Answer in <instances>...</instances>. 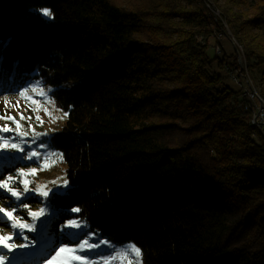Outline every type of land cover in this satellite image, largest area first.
<instances>
[{
    "label": "trees",
    "instance_id": "16d2710c",
    "mask_svg": "<svg viewBox=\"0 0 264 264\" xmlns=\"http://www.w3.org/2000/svg\"><path fill=\"white\" fill-rule=\"evenodd\" d=\"M230 36L264 99V0H0V95L39 80L67 113L44 139L66 162L58 222L143 264H264V129L226 81Z\"/></svg>",
    "mask_w": 264,
    "mask_h": 264
},
{
    "label": "rangeland",
    "instance_id": "374dc122",
    "mask_svg": "<svg viewBox=\"0 0 264 264\" xmlns=\"http://www.w3.org/2000/svg\"><path fill=\"white\" fill-rule=\"evenodd\" d=\"M115 1L126 7H134L145 4L147 0ZM220 41L222 42V49L226 52L224 60L230 62L232 68L225 71L228 75L226 81L230 86L238 89L240 85L232 75L237 76L240 71L246 69L245 64L241 69L239 63L240 56L244 62L241 47L233 36L229 38L220 37ZM236 46L239 48L240 56ZM215 50L216 52L220 51L221 46H216L215 41L212 40L208 49L210 55L214 56ZM235 58H238L240 68L235 64ZM238 78L244 85H247L244 76L239 75ZM37 81L39 80L28 82L16 93L0 95V116L6 114L15 116L20 123L19 129H17V125L11 120H0V128L7 124L13 129L7 133L0 132V143L6 141L18 143L24 149L21 152L19 149L9 147L0 148V153L3 154L0 155V181L13 177V180L9 181V187L21 193L19 197H12L7 189H0V208H4L6 212H13L15 209L12 218H9L6 213L0 212V221H5L0 222V236L9 237L6 243L14 246L9 252V249L0 244V254H8L12 264H48V261L52 260L54 256L55 260L52 264H86V261L101 260L105 264H143L142 256L136 257L135 254L128 253L126 249L121 251L124 246L135 244L120 245L106 239H97L93 233L88 232L86 221L83 219L72 218L58 222L59 212L57 209V214L52 216L53 209L48 207L49 196L57 188L60 189L59 193H65L69 183L68 186L64 185V181H68V179L66 162L63 155L61 157L62 153L50 148L44 139L50 138L61 129L67 116L54 102L51 96L52 87L44 85L41 81L37 84ZM251 85L258 90L255 82L252 81ZM25 88L28 91L26 96L22 97L20 92L24 91ZM20 113H23L25 117H31V119L20 120ZM21 132H27L28 135L20 136L19 133ZM41 141L44 143L41 144ZM32 151L38 155L33 156L30 160L28 154ZM9 153H15V155H9ZM20 156H23L24 159H19ZM32 169L36 171L32 172ZM24 181L28 182V193L24 192ZM44 192H48V196H44ZM25 196H29V198L25 200ZM31 213H35V215H31ZM69 221H77L79 225L85 227L86 234L81 235L80 228L69 225ZM13 224H16L15 228L12 227ZM24 224L29 225V227H23ZM85 240L89 243L99 240L107 241V244L102 245L101 248L104 254L102 256H87L84 260H76V256H83L85 251H89L86 246L84 249L78 248V244ZM72 241H76V243H72ZM21 244L26 245V247L20 248L19 245ZM135 247L137 246L135 245ZM61 248L72 249V251L60 252ZM111 248H115L116 251H107ZM58 252L59 255H57ZM118 252L120 255H117ZM13 253L15 254L14 259L12 258Z\"/></svg>",
    "mask_w": 264,
    "mask_h": 264
},
{
    "label": "snow or ice",
    "instance_id": "6c2138e0",
    "mask_svg": "<svg viewBox=\"0 0 264 264\" xmlns=\"http://www.w3.org/2000/svg\"><path fill=\"white\" fill-rule=\"evenodd\" d=\"M33 11H37V10L34 9ZM42 14L46 18H52V12L49 9H44L42 11ZM17 70H18V63L13 66V69H12L11 73H7V71L5 70V74L10 79H14L15 75L17 74ZM2 78L3 77H0V79H2ZM38 83H39V81H37V84ZM0 90H3V89H0ZM16 90H18V88ZM27 91H28V89L25 88L24 91L20 92V95L22 97L26 96ZM33 91H35V89H33ZM17 103H19V102H17ZM19 115H20V120L31 119V117H25L23 115V113H20ZM64 115L67 116V113H65ZM37 119H39V117H37ZM0 120H11L13 123H15L17 125V129H19V127H20V123H19V121H17L15 116H10V115L6 114L4 116H0ZM11 131H13V129H11L7 124L4 125L2 128H0V132L7 133V132H11ZM19 135L20 136H27L28 133L27 132H21V133H19ZM22 143H23V141H22ZM43 143H44V141H41V144H43ZM5 147H9V148H12V149H19L21 152L24 151V149L21 147V144H18V143H8L7 141L5 143H0V148H5ZM0 155H3V154L0 153ZM9 155H13L14 156L15 153H9ZM37 155H38V153H36L35 151H32V152H30L28 154V159L31 160L33 156H37ZM61 157H62V154H61ZM19 159L23 160L24 157L20 156ZM31 171L35 172L36 170L32 169ZM21 173H23V170H21ZM11 180H13V177H8V180H5V181H0V189H7V191L9 193H11L12 197H19L21 195V193L19 191L15 190V189L9 187V181H11ZM23 183H24V192L28 193L29 192V189L27 187V183L28 182L24 181ZM64 185L68 186V181L67 180L64 181ZM59 192H60L59 188H57L55 191H53V193H52L53 199L48 201V207H51L53 209L52 216H55L57 214L55 206H54V199H55L57 193H59ZM43 195L44 196H48V192H44ZM28 198H29V196H25L24 197L25 200L28 199ZM21 203H23V201H21ZM25 207H27V206L25 205ZM14 211H15V209H13V212ZM70 211L79 213L80 209L79 208H73ZM0 212L6 213V215L9 218L13 217V212H6V210L4 208H0ZM31 215H35V213H31ZM0 222H5V221H0ZM69 225H75L76 227L80 228L81 234L85 233V231H86V228L82 227L81 225H79L77 221H69ZM22 226L23 227H29V225H27V224H24ZM12 227L15 228L16 224H13ZM96 235H99V233H96ZM8 238L9 237L0 236V244H3L4 247L9 249V252H11V249L14 246L13 245H8L6 243V240ZM72 243H76V241H72ZM105 244H107V241H104V240L95 241L93 243H89L87 240H85L83 243L78 244V248L79 249H84L85 246H86L87 249H89V251H85L83 256H76L75 259L76 260H84V258L87 257V256H102L104 254V252L101 250V248H102V245H105ZM19 247L20 248H24V247H26V245L21 244V245H19ZM125 249H126V251L128 253L135 254L136 257H140L141 256L140 249L135 247V245H131V244L126 245V246H124L121 249V251H124ZM64 251H72V249H67V248H61L60 249V252H64ZM107 251L112 252V251H116V249L115 248H111V249H107ZM57 255H59V252L57 253ZM117 255H120V253L118 252ZM14 256H15V254L13 253V257H12L13 259H14ZM113 259H115V257H113ZM53 260H55V256L52 257V260L48 261V264H52ZM6 261H7V264H12V260L9 258L8 254H0V264H5ZM86 264H105V262L103 260L95 261V262L86 261Z\"/></svg>",
    "mask_w": 264,
    "mask_h": 264
},
{
    "label": "built area",
    "instance_id": "2783aa9c",
    "mask_svg": "<svg viewBox=\"0 0 264 264\" xmlns=\"http://www.w3.org/2000/svg\"><path fill=\"white\" fill-rule=\"evenodd\" d=\"M232 77L237 81L239 85L242 87L244 86L247 98H248V108H253L254 113L251 118V123L254 126H258L262 129H264V99L260 95L259 91L254 88L253 85H251L252 80L250 78L246 77V84L243 85V83L239 80V78L235 75H232Z\"/></svg>",
    "mask_w": 264,
    "mask_h": 264
},
{
    "label": "water",
    "instance_id": "95a60500",
    "mask_svg": "<svg viewBox=\"0 0 264 264\" xmlns=\"http://www.w3.org/2000/svg\"><path fill=\"white\" fill-rule=\"evenodd\" d=\"M236 50H237V52H238V54L240 56L239 48L237 46H236ZM239 63H240L241 69H242L244 62H243V59L241 58V56L239 58Z\"/></svg>",
    "mask_w": 264,
    "mask_h": 264
}]
</instances>
